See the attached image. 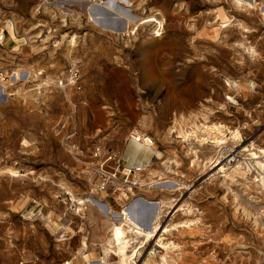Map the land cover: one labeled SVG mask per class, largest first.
I'll list each match as a JSON object with an SVG mask.
<instances>
[{
  "label": "rangeland",
  "instance_id": "rangeland-1",
  "mask_svg": "<svg viewBox=\"0 0 264 264\" xmlns=\"http://www.w3.org/2000/svg\"><path fill=\"white\" fill-rule=\"evenodd\" d=\"M92 1L0 0L1 32L10 23L26 37L15 51L0 42V264H84L82 253H100L68 209L80 207L97 235L111 223L71 195L114 212L162 200L163 219L170 203L192 207L170 222L191 227L162 235L168 264H264V191L238 175L208 179L226 159L210 170L213 160L243 172L244 148L264 149V0H114L137 19L119 35L93 25L80 7ZM213 124L224 126L220 145L199 140ZM133 134L152 139L138 173L121 159ZM158 178L173 187H153ZM153 244L133 264L151 251L148 264H161Z\"/></svg>",
  "mask_w": 264,
  "mask_h": 264
},
{
  "label": "bare ground",
  "instance_id": "bare-ground-1",
  "mask_svg": "<svg viewBox=\"0 0 264 264\" xmlns=\"http://www.w3.org/2000/svg\"><path fill=\"white\" fill-rule=\"evenodd\" d=\"M96 1V0H95ZM114 0H105L104 2L102 0H97V2H88L83 3L80 7L85 9L84 11L90 18L91 22L95 27L102 31H108L114 34H125L127 32L132 33L136 27L135 22L137 19L134 16H131L130 14H127V12H124L123 8H117L111 5V2ZM234 4L240 5L244 8H252L253 2L249 0H233ZM102 4V5H100ZM100 5V6H99ZM117 5V4H116ZM101 6H104L109 11H112L116 17H118L120 20H122L127 30L124 32H117L113 29V27L106 26L105 27V18L104 13L99 8ZM112 6V7H111ZM121 7V6H120ZM152 22L156 21L155 18H147L145 22ZM116 23L113 22V24ZM228 21H224L220 23V27H226L228 25ZM131 26V27H130ZM2 32L0 29V42L2 41ZM14 76L16 78H19L20 73L15 72ZM2 96V91H0V98ZM223 125H216L213 124L211 126H206L203 129L202 137L200 136L199 140L201 142L205 141H211L215 145H220L222 143L224 135ZM181 136H183L184 139H188L191 137L188 133H179ZM194 136V135H192ZM231 136L235 140H239L240 136L237 130H234L231 132ZM135 139L139 140L143 144H140L142 146H145V144L149 143L150 137H146L144 135H135ZM151 144H152V140ZM152 150V145L151 148ZM245 151H247L248 158H254L257 157L260 153H264V149H257L255 150L253 147L244 148ZM154 155L156 158L161 156V152L154 151ZM216 159V158H215ZM222 159H226L225 163L221 166L220 163ZM215 161V162H214ZM214 162L213 166L210 170L216 169L217 166H219L211 175H209V178H215L216 176L223 177L225 180L227 177H232V180L234 179V175H238L240 179H247V186L250 187V182L252 180L248 177H246V172H242L240 169L239 164L233 166L230 165L229 168H225L224 166L228 165L230 163V159L228 157H221L220 159L213 160ZM146 166H137L135 169H139V171H133L132 173H138L145 170ZM165 169L167 171H170V168L168 165H165ZM162 178H158L155 181H152L150 184L155 188H160L170 190L173 186L170 185V181L167 180H161ZM253 183V182H252ZM261 188L263 184L256 185ZM255 187V186H254ZM100 189V188H99ZM264 191V187L261 188ZM172 190V189H171ZM233 196V194H232ZM123 197H126L124 195ZM71 199L73 203H77V205H83L85 202L89 203L90 205H93L102 215V218L109 221L111 224L108 226L106 231H104V234H98L93 233L89 223L87 220H85L83 217H80L79 210L80 207L77 206H70L68 209V212L72 215V217L78 219L82 223V228L91 234V236L94 239H97L100 244L99 248L101 249L100 253L91 251L90 256L87 254L82 253L81 258L84 262V264H111L109 262V259L112 257L115 259L114 264H133L132 259L138 255V252L141 253L140 250L145 249L147 245L158 246L162 248L164 251V254L160 256L161 264H168L166 261V252L168 247H170L169 244H165L162 242V235L163 233H167L171 231L172 229L182 226V227H191L194 224L193 220H187L186 222H181L175 225L170 224L171 218L175 212L179 210L185 211V213L192 214L194 210L189 205H180L176 210L175 206L177 205V202L174 204H169V207L167 206L169 211H167L168 215L164 219L162 218V214L164 212V208H166V203H164L162 200H159L157 202H152L148 204L149 206H144L141 204V202L138 199L132 200L126 207H124L120 212H114L110 208V206L106 205L104 206L100 200H93V199H75L73 195H71ZM153 204V205H152ZM73 205V204H72ZM152 205V206H151ZM185 207L184 209H182ZM73 211V212H72ZM151 216L150 220L147 222L148 218L147 216ZM166 223L164 226L163 224ZM54 230H56V227H54ZM86 244L83 245L85 247ZM144 246V247H143ZM154 251L148 253V258L144 261L143 264H148L150 261V256H154ZM91 258V260H88L87 258ZM91 261V262H89Z\"/></svg>",
  "mask_w": 264,
  "mask_h": 264
},
{
  "label": "crops",
  "instance_id": "crops-1",
  "mask_svg": "<svg viewBox=\"0 0 264 264\" xmlns=\"http://www.w3.org/2000/svg\"><path fill=\"white\" fill-rule=\"evenodd\" d=\"M2 37L3 43L7 41V48L12 51L21 48L26 43V37L17 35L10 23L4 27ZM121 159L126 167L146 166L152 159V150L128 140Z\"/></svg>",
  "mask_w": 264,
  "mask_h": 264
},
{
  "label": "built area",
  "instance_id": "built-area-1",
  "mask_svg": "<svg viewBox=\"0 0 264 264\" xmlns=\"http://www.w3.org/2000/svg\"><path fill=\"white\" fill-rule=\"evenodd\" d=\"M76 80H77V72L72 71L69 77V81L72 83V85L75 86ZM135 135L137 134L130 135L129 139L136 144H143L142 142L134 138ZM150 140L152 139L150 138ZM150 140L148 144H145V147L148 149H150L152 145ZM243 161H244L243 169H244V172H246V177H248V179L250 178L253 183L251 181L249 182L255 186L258 184H263L261 188L264 187V153H260L257 157H254V158H248L247 156ZM135 168L136 167L128 168L126 170L129 173H132L133 171H139V169H135ZM104 187L107 188V186H104Z\"/></svg>",
  "mask_w": 264,
  "mask_h": 264
},
{
  "label": "water",
  "instance_id": "water-1",
  "mask_svg": "<svg viewBox=\"0 0 264 264\" xmlns=\"http://www.w3.org/2000/svg\"><path fill=\"white\" fill-rule=\"evenodd\" d=\"M111 5L113 6V8L114 7L123 8V7H120L119 5H116V2L115 1H112L111 2ZM99 8L104 13V18H105L104 23H105V27L106 26L113 27V29L116 30L117 32H124V31L127 30V27H126L125 23L122 20H120L118 17H116L112 11H109L104 6H101ZM124 12H127V14H128V10L127 9H124ZM115 21H116V23L113 24V22H115Z\"/></svg>",
  "mask_w": 264,
  "mask_h": 264
}]
</instances>
